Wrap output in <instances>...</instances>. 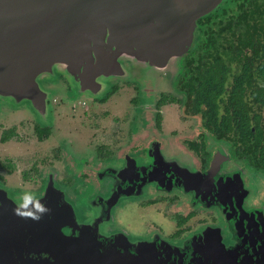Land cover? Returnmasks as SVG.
I'll use <instances>...</instances> for the list:
<instances>
[{"label": "water", "instance_id": "95a60500", "mask_svg": "<svg viewBox=\"0 0 264 264\" xmlns=\"http://www.w3.org/2000/svg\"><path fill=\"white\" fill-rule=\"evenodd\" d=\"M225 1L0 0V100L28 104L49 127L53 91L45 79L63 76L75 97L99 99L117 81L181 70L198 20ZM147 159L114 163L83 211L58 182L41 194L11 195L0 181V264H264L256 256L264 259V245L255 242L264 217L245 208L243 175L226 170V157L207 172L158 148ZM147 186L220 209L227 227L209 225L177 242L115 229L117 207L145 197Z\"/></svg>", "mask_w": 264, "mask_h": 264}, {"label": "rangeland", "instance_id": "374dc122", "mask_svg": "<svg viewBox=\"0 0 264 264\" xmlns=\"http://www.w3.org/2000/svg\"><path fill=\"white\" fill-rule=\"evenodd\" d=\"M170 70L177 71L175 67H170L166 71L152 74L149 77L154 78ZM61 77L45 79L43 81L45 88L48 89L45 85L47 81L57 82ZM65 80L68 84H63V87L57 85L56 89H48L53 91L52 99L56 100L58 121L55 122L56 115L54 113L56 126L51 124V137L43 142L37 140L35 126L39 119L28 104L17 106L9 100H0V162L5 165L0 168V175L4 178L7 187L12 190H8L11 195L14 193H38L43 175L52 166H57L60 169L59 172L55 171L58 181V177H64L68 174L66 167H63V164H68L72 171H70V186L64 185V190L78 209L83 211L85 198L92 196L101 189L98 187L97 172L104 167L106 162L115 158L114 156V158L106 156V161H104L105 156H97L96 149L99 146L113 152L117 143L119 144L120 140H124L127 145L134 143L133 150L145 149L152 139L162 141L163 137L169 135V132L172 133L177 130V127L170 126V123L174 121L177 123L179 116L184 119V111L176 105L163 108L161 126L158 128L153 110L150 113L137 112L138 110L134 106V101L141 102V90L136 87L137 82L130 81L128 83L126 81L118 82L119 91L117 93L108 92L112 96L104 105L95 109L96 114L87 113V111L85 115L83 113L78 115L72 112L70 105H67V100H70V91L72 94L73 89L68 80L66 78ZM138 85L143 90L144 83H138ZM65 97L67 98L63 100L62 98ZM79 97L75 99H86V96ZM184 120H186L184 131L187 132L186 136L191 138V135L188 134L196 132L199 120L197 118ZM14 127L16 136L9 142L3 143L1 137L4 130ZM70 147L75 152H72V157L69 156ZM57 148H61V153L58 155L60 160L54 163L51 158L57 156L54 151ZM86 162L87 165L84 166L83 164ZM7 165L11 166V171ZM83 170L86 171V181L94 182L95 189L85 182V177L77 178ZM176 195L178 197H175ZM164 196L150 188L145 198L126 202L121 211L122 213L125 212L124 216L128 218V223L124 224L126 221L122 222L121 212H117V226L119 228L125 227L134 236L150 238L158 233L166 239L172 240V234L177 229L175 214L188 215L193 208L188 196L174 193L171 194L170 201L160 200ZM151 199L160 201L153 205L147 204ZM195 211L196 217L191 221L194 229L188 232L186 236L205 228L207 225L223 223V220L213 222L211 210L200 209ZM202 219H207V223H202Z\"/></svg>", "mask_w": 264, "mask_h": 264}, {"label": "flooded vegetation", "instance_id": "af4514ba", "mask_svg": "<svg viewBox=\"0 0 264 264\" xmlns=\"http://www.w3.org/2000/svg\"><path fill=\"white\" fill-rule=\"evenodd\" d=\"M195 39H196V36H195ZM194 45H195V42H194ZM189 53L186 55L185 57L186 59L184 60L183 65L185 63H188V61L191 59L192 54L190 53L189 55ZM162 74L163 75L159 74L155 76L154 78H150L149 76L147 78H143V81H144L143 90L138 85L139 83L138 80H126L128 81V83H130V81L137 82L136 87H139V89L141 90V102L134 101V104H135L134 106L138 110L137 112L145 111L147 113H150L153 110L155 112V115L157 116V114L161 115V113L163 112V108L165 107L167 108V106L169 107L173 105L179 106L184 111V119L197 118L199 120L198 121L199 124L197 126L198 128L196 129V132L192 134H188V135H191V138L187 137L186 136L187 132L184 131L186 129V120L182 119L179 116L177 123L175 121L173 123H170V126H173V125L176 126L177 130L173 131L172 133L169 132V135H166L165 137H163L162 141H159L157 139H152L148 143V147H146L145 149L138 148L136 150H133L134 143H130L127 145L125 144L124 140H120L119 144L117 143L116 148L113 150V152H110L109 150H105L104 147L99 146L96 149L97 156H101V155L105 156V158H103L104 161H106V156H112V157L114 156L115 158L113 157L114 159H111L108 162H106V164H104V167L101 168L97 172L96 178L99 184L98 187L101 188V183H100L101 174L105 171H108L110 168H113L115 165L114 163H118L120 160L125 159L126 157H132L133 159H136L137 161L147 162L148 152L150 150H155L157 148L160 150V152H163L164 154L168 156H176L178 158L190 160L193 163V165L196 167V169L199 170L200 172H207L212 167V163L214 162V159L217 156H224L227 158V163L225 164L226 170L228 172L238 173V174L243 175V180H244L247 192H248L246 203H245V208L248 210V212L253 213L255 216L261 215L264 217V127L262 128V124H261V128H262L261 131H262L263 138L261 139H258L257 137V132H256L257 127L256 126L252 128V131L254 132L253 137L252 136L249 137L248 135H242V136L239 135L235 131L234 126H232L231 131L228 135V142L221 141L217 136H215V134L211 135L208 132L209 130L202 126V120L200 116L192 115L191 111L189 110L188 106L194 99L193 98L194 94L192 93V84H191V81L193 80L194 72L189 69L185 70L183 69V67H181V70H177V71L170 70ZM196 75L197 73L195 70V76ZM126 81L120 80V81L115 82L112 86V89H116V91L112 93V90H111L109 93H112V94L117 93L119 91L118 82H126ZM258 82L262 83L260 79H258ZM63 84H68L63 76L57 82L47 81L45 83L48 89H56L57 85H60L61 87H63ZM66 88L68 90V85L66 86ZM112 94L109 95L107 93L104 97L99 98V99L86 96V99L84 100V99H75L76 97L73 95V93L71 94V91H70V95H69L70 100H67V103H68L67 105H70V109L72 110V112L73 113L75 112V114H78V115L80 113H83V115H85L87 111H88L87 113L96 114L97 111L95 109H98L100 106L104 105L110 99ZM66 98L67 97L62 98V99L64 100ZM163 98L165 99V102L163 103V105H160L161 102L163 101ZM261 100L259 99L257 100L255 98L249 99V95H248V98H246L248 105L251 106L254 113L258 115L259 119L264 121V117L259 116V114L261 113L264 114V106L261 105L264 103V100L263 101ZM55 101L56 100L52 99L53 113H55L56 115L55 117V122H56L58 121L57 120L58 112L56 111L57 106H55L56 105ZM82 109H85V110H82ZM168 115H170L169 112H168ZM55 122H53L54 126H56ZM38 125L40 124L37 121V124L35 126V133L37 136V140L39 142H43L39 139L37 135L38 133L36 131V127ZM160 126L158 125V128H160ZM43 128H46V127H43ZM49 128H52V126ZM15 136L16 135H14L13 137ZM172 136H174V138H171ZM203 144L205 146V153L209 154L208 157L205 156V154L202 152H199V153L197 152V148L201 149ZM192 147H195V148L192 149ZM54 151L57 154V156L52 157L51 160L55 163L60 160V158H58V155H60L61 153V148H57ZM72 152L74 151L70 147L69 156L71 157H72ZM131 153L133 154L131 155ZM69 159L70 157L68 158V161L70 163ZM83 165L86 166L87 162ZM64 166L66 167L68 174L65 175L64 177L62 176L58 177V181L56 180L57 177L55 175V171L59 172L60 169H58L57 166H52L49 169V171L43 175L41 184L39 185L40 190L38 191V193H44V189L48 185V183L51 184L53 182L55 183L58 182L60 183L61 186H64V185L66 187L70 186V179H71L70 178V171H71L70 166L68 164L67 165L63 164V167ZM80 173L82 174L78 175L77 178L82 177V176L85 177V174H86L85 170L81 171ZM1 178L3 177L0 175V181H1ZM84 180L85 182H87V184L93 186V189H95L94 182H92L91 180L86 181L87 180L86 177L84 178ZM1 182L4 183L3 181ZM150 188H152L153 191L156 193H161L165 195L160 200L165 199V201H170L171 194H174V193L188 196L190 198V205L193 208L192 211L200 210V209L211 210L213 212L214 217L216 218V221L223 220V223L222 224L219 223V225L227 227L226 222H225L226 219H225L224 213L220 209L218 208L206 209L203 206L196 205V204L194 205L191 196L185 194L183 191H173L171 193H167V192H161L153 187L147 186L146 196H147V191ZM99 192H96L92 196L85 198L86 202L90 203L91 200H93L95 197L98 196L97 194ZM175 197H178V196L176 195ZM143 198H138V200L143 199ZM133 200H136V199H132V200L130 199V200H126L122 202L121 205L117 207V209L115 210V214H114L115 215V229L126 231L131 236L139 238L140 236H134L125 227L119 228L116 223L117 212H121L122 222L124 223V221H126L124 224L128 223V218L124 216L125 212L122 213L121 208L124 207L126 202H130ZM151 200H157L158 202L160 201L158 199H151ZM156 234H154L153 236H155ZM263 234L264 233H261L259 238H255V242L259 245H264ZM228 235H229L228 231H226V233L224 234V237L227 238ZM186 237L188 236H185L182 239H185ZM145 238L147 239L149 237H145ZM182 239L171 240V241L177 242ZM256 256L259 259V262H264V259H262L261 256L259 257L257 254Z\"/></svg>", "mask_w": 264, "mask_h": 264}, {"label": "trees", "instance_id": "16d2710c", "mask_svg": "<svg viewBox=\"0 0 264 264\" xmlns=\"http://www.w3.org/2000/svg\"><path fill=\"white\" fill-rule=\"evenodd\" d=\"M197 23L195 45L190 51L192 57L183 65V69L194 72L191 81L194 99L189 110L192 115L200 116L202 126L221 141L228 142L232 126L239 135L249 137H253L252 128L256 126L258 139L263 138L264 121L254 113L246 98L249 95V99L264 100V0H226ZM115 91L112 89V93ZM164 102L163 98L160 105ZM161 118L157 114L159 126ZM36 131L41 141L51 137L49 127L38 125ZM15 133V127L5 130L1 141H9ZM197 152L209 156L204 144ZM2 166L5 165L0 162V168ZM7 167L12 170L10 165ZM157 202L149 200L147 204ZM195 217L194 211L188 215L175 214L177 229L171 239H182L192 231L191 221ZM201 221L207 223V219ZM213 222H216L214 215Z\"/></svg>", "mask_w": 264, "mask_h": 264}, {"label": "clouds", "instance_id": "9594fccd", "mask_svg": "<svg viewBox=\"0 0 264 264\" xmlns=\"http://www.w3.org/2000/svg\"><path fill=\"white\" fill-rule=\"evenodd\" d=\"M197 24H198V23H197ZM195 36H196V34H195ZM194 42H195V41H194ZM193 45H194V44H193ZM192 49H193V48H192ZM192 49H191V50H192ZM191 50H190V51H191ZM190 51H189V52H190ZM108 94H109V93H108ZM59 184H60V183H59ZM5 185H6V184H5ZM6 186H7V185H6ZM62 187H64V186H62ZM29 194H41V193H29ZM210 225H219V223H216V224H210ZM207 226H209V225H207ZM207 226H206V227H207Z\"/></svg>", "mask_w": 264, "mask_h": 264}]
</instances>
